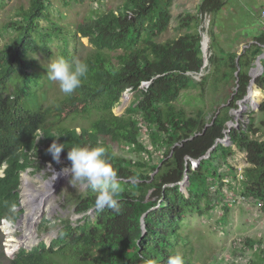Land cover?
I'll return each instance as SVG.
<instances>
[{"label": "trees", "instance_id": "16d2710c", "mask_svg": "<svg viewBox=\"0 0 264 264\" xmlns=\"http://www.w3.org/2000/svg\"><path fill=\"white\" fill-rule=\"evenodd\" d=\"M62 3L66 5L68 0ZM167 3L123 0L116 9H105L78 22L74 33L86 38L89 45L81 59L87 63L88 73L73 94L63 95L45 107L38 102L36 89L42 84L41 75L30 53L47 52L50 41L57 39L64 46L61 55L71 58L66 35L48 16L53 7L50 0H28L26 7H19L3 24L2 29L12 36L0 45V169L4 166L0 217L15 221L21 213V209L13 210L18 205L21 171L56 164L47 151L53 140L65 145L60 154L65 166H70L67 153L71 146H95L99 140L121 185L115 197L118 211L107 207L97 211V193L86 186L75 196L67 195L64 203L81 214L80 219H59L56 236L48 246L40 242L28 250L20 248L8 264H167L169 255L176 252L183 256L184 264H192L191 258L181 253L188 241L178 233L185 213L200 211L199 200L204 198L206 209L222 206L224 222L230 203L222 200L219 190L209 194L207 189L213 181L220 186L223 175L234 178L233 169L224 161L230 147L217 142L208 157H199L224 136L225 122L231 118L229 110L236 109L246 95L252 77L248 71L264 50V31L253 35L238 55L214 45L208 57L209 68L195 80L192 74L199 71L203 58L198 31L201 18L217 12L223 1L199 0L194 13L180 16L177 28L183 32L174 38L157 42L145 36L141 40L142 32L152 24L155 9L158 16L154 27L162 26ZM40 21L51 25L42 26ZM260 61L262 73L254 83L263 88L264 58ZM209 76L228 84L229 92L208 118L202 109L186 115L175 104L180 92L203 86ZM142 83L145 87L139 88ZM125 90L132 92V101L115 115L112 108ZM258 111L264 114V99ZM77 118L88 121V126L77 130L69 125ZM246 119L241 128L230 129L228 142L244 153L240 196L254 199L264 212V136H248L259 128L264 131V119L255 128L253 118L248 115ZM142 132L151 148L141 141ZM111 144L126 145L145 158L131 160L115 155ZM152 150L159 153L156 161ZM186 156L199 159L196 168L191 169ZM215 157L223 161L225 173L220 172L219 164L216 168L207 166L206 160ZM184 171L188 174L186 194L180 192L178 184L167 186L181 180ZM193 181L203 188L200 198L192 192ZM90 209L93 219L87 214ZM247 264L255 263L248 260Z\"/></svg>", "mask_w": 264, "mask_h": 264}, {"label": "rangeland", "instance_id": "374dc122", "mask_svg": "<svg viewBox=\"0 0 264 264\" xmlns=\"http://www.w3.org/2000/svg\"><path fill=\"white\" fill-rule=\"evenodd\" d=\"M222 1L223 5L217 12L201 18V27L198 29L201 34L200 49L201 42L205 47V56L201 49L202 62L205 63L203 74L209 68L208 57L215 50L214 45L226 52H233L238 55L243 47L251 41L253 35L257 34L260 29L263 30L264 21L260 17V10L264 8V0ZM50 2L53 7L50 9L48 16L51 23L58 26L62 33L66 35L67 50H69L71 56L69 60L73 58L81 60L89 51V45L86 38L79 37L74 33L75 25L105 9L118 8L123 0H68L66 5L62 3V0H50ZM198 2L199 0H168L166 18L162 22V26L159 28L154 27V22L158 16V10L155 9L152 24L142 32L140 39L142 40L145 36H148L157 42H162L176 37L183 32V29L177 28L180 16L184 13H194ZM27 3L28 0H4L3 3H0V31H2L0 32V45L12 36L10 31L2 29L3 24L14 17L19 7H26ZM40 24L42 26L51 25L50 22L45 21H40ZM211 42L213 46H211ZM63 47L61 40L53 39L48 44L47 52L37 50L30 53L36 63V69L41 75L40 82L42 84L36 89V93L38 102L42 107L55 103L64 95L60 91L58 83L49 80L46 75L48 63L50 60L62 56L61 50ZM254 62L255 60L252 62L253 66ZM253 69L250 70L249 75ZM261 73L262 69L259 70L258 68L255 77L258 78ZM211 78L209 76L203 86L196 85L182 90L175 101L176 106L181 108L186 115H193L198 109H202L205 117L208 118L210 112L219 105L225 93L230 90L228 84L223 85V83ZM144 87L145 84L139 86V88ZM251 87L255 90L252 99L241 102L236 114L233 113V110H229L230 119L233 120L234 115L236 116L235 125L231 128L237 130L245 125L248 115L253 118L252 127L254 128L259 127V121L264 119V114L258 111V106L264 99V87L258 88L255 83ZM124 93L129 94L130 100L123 106L121 95L118 103L112 108V113L115 115H120L132 101V92L125 90ZM69 125L78 130L80 126H88V121L77 118L70 121ZM248 136L262 139L264 131L259 128L254 132H248ZM140 139L147 148H151L143 132ZM218 143L230 147L229 154L224 159L226 164L233 170L243 169L246 165L244 153L226 140H221ZM98 145L101 146L99 140L95 146ZM111 148L115 155L124 158L131 160L145 158L143 153L129 149L126 145L111 144ZM151 152L153 161H156L159 156L158 151L152 150ZM206 161L209 168H216L218 164L222 167L221 162L223 161H219L216 157ZM65 167L70 166H65L60 160L59 162L56 161L55 165H46L35 170L27 168L20 172L18 205L14 207V210L21 209V213L15 221L9 220L8 217H0V248L3 253L0 264H8V260L14 256L19 248L28 250L40 242H44L48 246L56 236L59 219L68 218L72 222L80 219L82 215L75 214L72 206L64 203V200L67 195L75 196L77 193L82 192L85 186L77 185L75 187L70 183L68 175L61 174L55 179V173H61V170ZM224 170L225 168H220L222 174L225 173ZM237 183L235 181L231 184L236 187L235 191L231 192L235 197L232 203L228 195L223 192L226 200L231 203L227 208L223 222V218H221L222 206L217 204L215 208L206 209L204 198H200L202 197L203 188L196 181H193L191 189L192 192H197L201 209L200 211L193 210L185 213L178 226L179 235L188 241L187 247L181 249V253H185L190 257L192 264H230V258L239 252L245 259V261L240 259L241 264H247L248 260L255 264H264V212L259 209V205L254 199L240 197L238 189L239 187L242 188L241 182L240 186ZM187 185L184 186L185 189ZM183 191L185 192V190ZM183 191L181 190L182 193H184ZM224 199L225 197L222 194V200ZM39 204H42L39 206L41 212L39 217L34 219L36 222L33 224L30 212L35 210ZM87 214L90 219L94 218L93 209H90ZM36 215L38 214L36 213ZM19 240L20 243H15ZM178 247L180 251L181 246L178 245ZM228 254L230 255L228 256ZM222 256L225 259L228 258V260H225ZM65 261L63 260V262Z\"/></svg>", "mask_w": 264, "mask_h": 264}, {"label": "clouds", "instance_id": "9594fccd", "mask_svg": "<svg viewBox=\"0 0 264 264\" xmlns=\"http://www.w3.org/2000/svg\"><path fill=\"white\" fill-rule=\"evenodd\" d=\"M46 69L48 79L57 82L60 91L66 96L73 94L81 87L82 80L88 73L86 62L77 58L69 60L63 56L50 60ZM52 136L58 137L59 135ZM64 147V144L53 140L47 151L55 161L59 162ZM67 159L70 161V167L63 168L59 174L68 175L70 183L75 187L82 185L95 191L97 196L94 203L97 211H102L106 207L118 211V202L115 197L121 185L117 172L106 156V149L99 145H73L67 153ZM1 169L0 176L2 175ZM59 174L55 173V179ZM167 264H184L183 256L179 252L170 254Z\"/></svg>", "mask_w": 264, "mask_h": 264}, {"label": "built area", "instance_id": "2783aa9c", "mask_svg": "<svg viewBox=\"0 0 264 264\" xmlns=\"http://www.w3.org/2000/svg\"><path fill=\"white\" fill-rule=\"evenodd\" d=\"M260 17H261V19L264 21V8H262V9L260 10ZM263 30H264V26H263ZM201 49H202V53H203V55L205 56V53H204V51H205V47H204V45H203L202 42H201ZM204 67H205V63L202 62V65H201L199 71L196 72V73H194V74H192V77H193L194 79L198 80L199 77L203 74ZM142 84H144V83H142ZM145 85H146V84H145ZM223 137H224V136H223ZM223 137H222V138H223ZM224 140L228 141V139H224ZM185 160H188V161L190 162V167H191V169H194V168L197 166V164H198V163H195L194 161H192V159L189 158L188 156L185 157ZM184 173H186V172L184 171ZM184 173H183V175H184ZM233 174H234V178H233L232 175H230V174L223 175V176L221 177V179H220V182H221V185H220V186H219V184H218L216 181H213L212 183H210V184L208 185V189H207V190H208V193H209V194H213L216 190H219V191L224 195V197H225L224 201H225V202H229L228 200H226V196H225V194H224V193H226V194L228 195V197H229L231 203H232V201H234V198H235V197H233L234 194H232L231 192H234L235 189H236V187H233L231 184H233V182H235V181L238 182L237 185L240 184V182H241L242 179H243V169L238 168V169H236V170H233ZM184 186H185V185L181 186V189H179V190H180V192H181V190H182V191L185 190V192H184V191H183V192L186 193V189L184 188ZM223 192H224V193H223ZM240 197H241V196H240ZM254 201H255V200H254ZM231 203H230V204H231ZM237 246H238V244H237ZM237 253H238V251H237ZM228 256H229V255H228ZM227 259H228V258H227ZM240 259H242V260L245 261V259H244L243 256L240 254V252H239L238 254L234 255V258H233L234 263H240V264H241Z\"/></svg>", "mask_w": 264, "mask_h": 264}, {"label": "water", "instance_id": "95a60500", "mask_svg": "<svg viewBox=\"0 0 264 264\" xmlns=\"http://www.w3.org/2000/svg\"><path fill=\"white\" fill-rule=\"evenodd\" d=\"M262 58H264V50L261 52V54H259L257 57H256V59H255V62H254V66L253 67H251L250 69H249V71H248V75H249V73H250V70L251 69H253V68H259V70H261L262 69V65H261V59ZM249 82V81H248ZM248 88H249V84H248V87H247V92H246V95L242 98V99H240L238 102H237V104H238V107L236 108V109H233V113L234 114H236L237 112H238V110H239V107H240V103L241 102H244L245 100H246V98L248 97ZM122 95H123V93H122ZM236 119V116L234 115V119L232 120V119H229V120H227L226 122H225V129L222 131L223 132V134H224V137L223 138H220V139H216L215 141H214V143L212 144V146L207 150V152H206V154L205 155H202L201 157H199L200 159H202V158H205V157H208V155H209V151L215 146V144L217 143V142H219V141H221V140H224V139H228V132L230 131V129H231V126H234L235 125V123H234V120ZM197 162H195V163H198V161H199V159H197L196 160ZM175 184H178V186H179V189H181V186H183V185H187L188 184V174L187 173H184V175L182 176V178H181V180H179V181H177V182H175V183H171V184H169V185H167V186H173V185H175ZM145 214H143L141 217H140V227L141 228H143V216H144Z\"/></svg>", "mask_w": 264, "mask_h": 264}, {"label": "bare ground", "instance_id": "6f19581e", "mask_svg": "<svg viewBox=\"0 0 264 264\" xmlns=\"http://www.w3.org/2000/svg\"><path fill=\"white\" fill-rule=\"evenodd\" d=\"M201 50V49H200ZM256 70H257V68H254L253 70H252V72H251V75H252V77H251V81H250V84H249V88H250V86H253L254 85V78H255V72H256ZM249 88H248V90H249ZM255 95V90L251 87L250 88V90H249V95H248V97L246 98V99H252V97ZM129 94H123L122 95V105L124 106V105H126L127 104V102L130 100L129 99ZM249 100V101H250ZM251 103V102H250ZM256 103V102H255ZM197 159H192V161H194V162H197L196 161ZM199 162V161H198ZM59 174V173H58ZM59 175H61V174H59ZM59 175H57V178L59 177ZM55 178V177H54ZM33 195V194H32ZM40 205H42V204H39L37 207H36V209L35 210H33V211H31L30 212V215H32L31 217H32V222H33V224H34V222H36L34 219H36L37 217H39V214H40V212H41V209H39V206ZM36 213L38 214V215H36ZM15 243H20V240L19 241H16ZM228 255H230V254H228ZM222 258H224V256H222ZM233 258H234V255L230 258V261H229V263L230 264H232V263H234V260H233ZM225 259V258H224ZM225 260H228V259H225Z\"/></svg>", "mask_w": 264, "mask_h": 264}]
</instances>
